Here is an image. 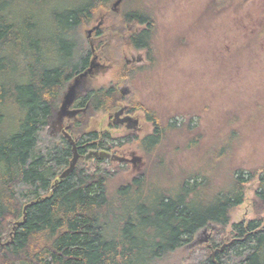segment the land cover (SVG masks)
Here are the masks:
<instances>
[{
	"label": "trees",
	"instance_id": "1",
	"mask_svg": "<svg viewBox=\"0 0 264 264\" xmlns=\"http://www.w3.org/2000/svg\"><path fill=\"white\" fill-rule=\"evenodd\" d=\"M141 1L123 14L124 21L140 27L127 40L155 66V13ZM109 2L0 0V264H162L211 225L216 230L189 252L187 264H264V166L246 174L227 168L221 158L228 156L234 132L198 168L181 171L168 189L146 187L143 174L119 182L124 163H90L82 156L68 176L58 179L72 152L68 140L52 133L49 124L65 84L89 63L80 28ZM136 68L126 67L125 78ZM121 97L108 84L88 89L80 102L107 110ZM144 110L153 126L140 140L147 152L166 131L184 127L170 119L163 125L152 110ZM131 141L130 136L89 131L76 144L84 155L89 149L117 152L113 149ZM162 171L173 178L167 168ZM255 178V217L231 222L233 236L222 242L231 212L243 203L245 186ZM229 241L216 252L214 263L211 251Z\"/></svg>",
	"mask_w": 264,
	"mask_h": 264
},
{
	"label": "rangeland",
	"instance_id": "2",
	"mask_svg": "<svg viewBox=\"0 0 264 264\" xmlns=\"http://www.w3.org/2000/svg\"><path fill=\"white\" fill-rule=\"evenodd\" d=\"M114 1L110 0L90 24L80 28L81 40L90 51L88 62L96 56L98 66L92 75L81 79L78 94L82 97L88 89L112 84L122 97L107 110L94 109L86 102L83 113L67 132L75 140L89 131L132 137L131 142L113 151L125 150L138 155L140 161L135 166L124 163L126 172L119 173L117 180L129 181L143 174L146 187L153 189L175 185L181 171L188 173L198 168L231 132L234 135L228 156L221 158L227 168H241L246 174L250 169L263 167L264 0H144L155 13V66L146 59L144 50L132 48L127 40L129 33L140 27L124 21L123 14L142 1L122 0L113 7ZM93 26L97 29L88 37L87 30ZM125 66L140 69L136 68L132 77L126 79ZM122 88L127 90L124 94ZM120 107L138 117V130H127L112 122L113 112ZM144 109L157 114L163 125L170 119L184 127L166 131L160 144L147 152L140 140L152 132L153 126ZM187 126L191 129L186 130ZM194 135H199L197 142L187 146ZM87 161L91 163L93 159ZM166 168L174 174L172 179L171 174L162 171ZM257 183L255 178L246 184L244 201L231 212L222 242L233 236L231 222L255 217L252 202ZM261 216L264 220V213ZM205 228L206 233L212 234L217 227ZM197 237H204L202 229L194 236ZM190 243L161 263L187 264L185 257L194 249Z\"/></svg>",
	"mask_w": 264,
	"mask_h": 264
},
{
	"label": "water",
	"instance_id": "3",
	"mask_svg": "<svg viewBox=\"0 0 264 264\" xmlns=\"http://www.w3.org/2000/svg\"><path fill=\"white\" fill-rule=\"evenodd\" d=\"M122 0H115L113 2V7H116L120 4ZM97 29V26H93L87 30L88 37L90 34ZM92 46V43H89ZM93 51V48L90 49ZM96 56H93L90 60L88 66L81 72L77 73L70 84L66 86V88L61 92V96L59 99V105L55 110L54 116L49 124V129L51 132L61 133L69 142L71 146L72 157L69 161L68 167L65 168L60 175L58 176L59 180H62L66 176H68L74 169L78 159L80 156H83L84 160L87 161L89 159H104L109 160L111 162H118V163H129L131 166H135V164L140 161V157L138 155L132 154L131 156H125L123 154H119L117 152H110L106 150L100 149H89L84 155H80L78 153V146L76 144V140L67 132L68 126L63 125L64 118H73L75 115L80 111L79 109L71 108L72 104L74 103L75 99L78 95V87L80 85V81L82 78H86L89 75H92L93 69L97 67L95 62ZM121 93L124 94L125 92ZM124 107H120L118 110L113 112L112 122L115 124H122L125 126L126 129L129 130H136L138 129V119L123 114ZM84 111V108H83ZM20 222H16V225H19ZM213 229V228H212ZM202 233L204 237H197L191 240L189 247L194 248L195 246L202 245L203 243H207L211 232L206 233V228L202 229ZM230 241L227 243L222 244L219 248H216L211 251V259L215 263V254L217 251H222L225 246L229 245ZM2 244V243H1Z\"/></svg>",
	"mask_w": 264,
	"mask_h": 264
},
{
	"label": "flooded vegetation",
	"instance_id": "4",
	"mask_svg": "<svg viewBox=\"0 0 264 264\" xmlns=\"http://www.w3.org/2000/svg\"><path fill=\"white\" fill-rule=\"evenodd\" d=\"M137 61H140V58H138L137 59ZM97 66H98V64H97ZM122 90V92H126L127 90H125L124 88H122L121 89ZM81 96L79 97V94L77 95V98L75 99V101H74V103L72 104V106H71V108H74V109H79L80 111L75 115V117H73V118H70V119H68V118H64V121H63V125L64 126H68V129H67V131L69 130V129H71L72 128V124L75 122V121H77V118H78V115H80V113H83V108H82V104H81ZM124 115H130V116H133V114H131L130 112H128L127 110H126V108L124 107V110H123V114H122V116H124ZM137 119H138V117H136ZM65 123V124H64ZM138 123H139V119H138ZM120 125V124H119ZM122 125V124H121ZM124 126V125H123ZM125 127V126H124ZM138 129H139V126H138ZM138 129H136V130H138ZM127 130H129V129H127ZM117 153H119V154H123V155H125V156H131L132 154L131 153H126L125 152V150H117Z\"/></svg>",
	"mask_w": 264,
	"mask_h": 264
}]
</instances>
